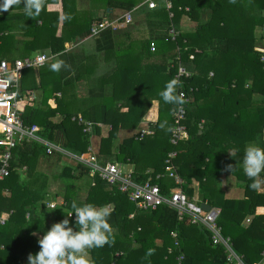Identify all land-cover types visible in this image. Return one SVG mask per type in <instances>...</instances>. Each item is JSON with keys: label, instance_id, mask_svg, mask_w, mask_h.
<instances>
[{"label": "trees", "instance_id": "1", "mask_svg": "<svg viewBox=\"0 0 264 264\" xmlns=\"http://www.w3.org/2000/svg\"><path fill=\"white\" fill-rule=\"evenodd\" d=\"M138 1L125 0L130 3L120 8L129 10ZM172 1L174 16L171 19L165 9L148 10L144 7L149 12L148 16L145 14L149 34L137 43V47L145 52L143 56L147 60L153 58L155 62L148 63L143 69L139 58L135 60L131 56L129 47L119 51L116 67L101 79L112 82L111 95L101 99L99 110L92 116L82 110V115L85 116L82 117L94 124L100 122L110 127L107 134L99 139L95 153L98 164L104 165L109 161L132 164L134 169L131 176L136 183H156L162 193L168 196L174 183L173 180L169 185L166 182L168 177L165 158L169 151L175 150L174 166L185 182L183 190L189 198H193L190 179L195 178L207 189V181L218 157L217 148L223 138L222 124H226L223 117L228 110L231 115L232 112L237 115L233 120L241 123L238 130L230 129L231 134L239 139L237 142L242 146L246 140L260 132L259 147L264 148V99L253 114L247 112L246 103L244 104L254 93L264 96V61L260 59L261 52L255 48L258 38L255 27L264 25L261 12L264 10V0ZM105 3L109 6L107 1ZM63 7L65 9L66 5ZM200 8L210 10V19L204 23L199 22ZM158 11L167 13V21L156 18ZM76 14H65L63 20L66 24L75 17L70 31L72 38L79 36V39L90 34L93 22L106 17L92 21L83 14ZM182 15L196 22L193 31L177 32L172 39L169 34L171 23L176 26ZM6 19V15H0V55H3L0 59H4L9 52ZM59 24L61 25L60 22ZM114 36L112 29L102 31L96 36L97 49L108 53L116 45ZM69 38L72 39L57 37L54 40L59 44L53 43L51 50L63 51V40ZM34 39L38 40L37 35ZM151 44L155 45L156 50L151 51ZM132 45L135 46L136 43L133 42ZM34 46L37 48L38 43L34 42ZM177 46L180 49L181 64L190 73L183 78V87L190 100L186 103V137L174 145L170 143V136L176 104L165 103L160 93L165 84L173 80L176 72ZM191 54L192 59L189 58ZM49 72L58 77L61 91L70 88V70ZM24 73L25 71L23 75ZM20 85L19 91L23 94ZM36 89V85L30 88L31 91ZM47 99L42 100L47 106L44 112L35 107L31 117L24 118L21 115L22 121L26 125L40 126L38 136L43 141L53 145L61 144L62 148L76 158L56 150L47 154L46 145L34 141L30 144L23 143L13 150L9 175L0 180V216L2 212L8 213L7 219L0 223V264H28V255L40 250L38 240L54 223L63 220L73 211V201L78 205H107L111 211L110 243L89 252L91 264H230L224 246L214 244L209 230L203 225L188 223L186 219L179 220L176 210L166 204L155 209H137L116 184H108L97 175L91 178L89 167L78 159L88 151L89 133L83 131L82 125L71 120L75 114L68 108H61L66 105L64 99L49 104ZM193 103L201 111L200 115H194L190 111ZM58 110L63 118L54 123L50 116ZM210 111H214V114H210ZM249 115L259 124L258 130L251 129L254 124L244 123ZM193 118L196 120H192ZM198 118H205V123L200 127ZM143 119L152 126V129L146 128L151 133L140 137L141 129L124 139L116 153H113V139L117 136V131L120 128H135ZM92 129L95 130L96 126ZM235 147L240 149L239 145ZM39 154L54 163L62 157L69 160L61 167L59 175L66 185L61 194L63 200L54 208L46 207L49 200L44 198L47 195L43 191L46 181L34 168ZM242 159L238 160L241 174L233 167L237 179L243 182L242 199H225L215 191L210 195L208 192L211 190L207 189L208 192L204 191L198 200L220 210L217 223L221 226L222 234L230 238L234 251L243 263L257 264L264 261V192H258V186H251L255 180L244 174ZM23 167L25 168L22 169ZM147 167L151 169L147 172L142 170ZM84 177L90 180L84 197L79 199L80 196L73 192V188H76L74 179ZM49 210H53L52 215L47 214ZM67 218L75 230V213ZM172 232L176 233L175 237Z\"/></svg>", "mask_w": 264, "mask_h": 264}, {"label": "crops", "instance_id": "2", "mask_svg": "<svg viewBox=\"0 0 264 264\" xmlns=\"http://www.w3.org/2000/svg\"><path fill=\"white\" fill-rule=\"evenodd\" d=\"M106 1L109 6H107L105 3ZM129 3L130 2H125V0H43L41 12L35 18L27 17L24 14L23 3H21V7H15L9 11L0 12V15H6L7 17L6 20L10 40L8 47L11 53H19L21 51V53L26 54L24 57L33 55L35 53H45L51 56L50 60L43 66L35 69L34 71L27 70L23 75L24 78H22V81L20 82V89H22V93L26 95L28 99L25 98L19 103L22 117H24V112H28V118L31 117V112L33 109H36L35 107L44 112L47 109V106L42 101L43 98H48L47 104L55 102L56 100L60 101L64 99L66 105H64V107L61 106L62 109H70L71 105L73 106L78 104L80 107L78 108L79 110H73L70 112L75 115L80 114L83 116V110V112L86 111L88 115L92 116L94 112L99 110L98 107L100 106L99 104L101 103V99L110 96L112 93V82L101 79L104 74L109 73L116 67L117 54L119 51L129 47L131 56H133L135 60L136 58H139L141 64L140 66L143 69H145L148 63L153 61L155 62L153 58L147 60L145 56H143L145 52L137 47V43L141 40H144L143 38L147 37L149 34V27L147 26L146 19L142 18L143 16H140L141 11L144 8L143 0L136 2L129 10L120 8L121 6L128 5ZM65 5L66 8L64 9L63 6ZM63 9L65 11L62 14ZM126 11H132L133 22L131 25L125 28L113 30L115 33L114 39L116 40V45L113 49L107 51L108 53L97 49V38L91 34H87L82 39H79V36L72 38L73 34L70 31V27L71 22L75 19V17H72L66 24L63 20L65 14H71L73 16L76 13H80L91 18L92 21H95L97 18H102L105 16L106 18H113L123 14ZM261 12L264 16V10ZM209 19L210 10L207 8H200L199 22L204 23ZM59 22L61 25H58ZM195 23L196 22H193L182 15L176 22V26H174L173 23H171V26L176 29L177 32L184 33L193 31ZM52 25H56V27H53ZM261 27L262 26L255 27V35H258L259 29ZM36 35L38 40L34 39V36ZM57 37H71L72 39L69 38L63 40V45L65 48L63 51L53 52L51 50L52 44H59L56 40H54ZM34 42L38 43L37 48H35ZM133 42L136 43L135 46L132 45ZM259 44L261 43L257 42L255 48L258 47ZM62 52L65 53L62 54ZM135 54L137 56H135ZM4 59L9 60L7 58ZM56 60H63L65 62L66 66L62 67L61 70H70L68 76L71 79L69 85L70 88L68 90L61 91L59 89L60 81L57 80L58 77H55V75L52 76V74H50L51 72H49L50 64L54 63ZM41 71L42 75H40ZM33 85H36L38 89L31 91L30 88L33 87ZM263 99L264 96L260 94H252L250 98L246 99L244 102V104L246 103L245 105L248 110L247 112L252 114L255 113V109H257L256 107L258 105L260 106V103L263 101ZM116 102L119 101L117 100ZM190 111L194 112V115L201 114L199 108L197 109L196 103H193L190 106ZM205 113L209 114L207 111H205ZM210 114H214V111H210ZM236 117L237 115L233 112L231 115L229 110L226 113V116L223 117L226 119V124H222L221 130L223 138L221 139V143L217 148L218 157L214 161V169H212L211 176L207 181V189H210L211 192H208L207 189L203 188L199 181H197L195 178L190 179L189 186L193 190V196L197 199L203 196L204 191L210 193V195H212L214 193L213 191H215L219 194V196L225 199H242L244 197L243 182L241 179H237V176L234 174V170L231 171L228 169V165L235 167L236 171L241 174L238 168V164H240L238 160L243 158V153L246 146L250 144L259 146L260 134L258 133L260 132H257L255 137L250 136L251 138L246 140L241 146V144L237 142L239 139H237L236 136L230 132V129L238 130V127L241 126V123L233 120V118ZM62 118L63 115L60 110L50 116V120L54 123L60 122ZM192 120H196V118H193ZM197 123L200 127L203 125V123H205V118H198ZM244 123L254 124L251 126V129L258 130L259 124L257 125L252 115L247 116L246 120H244ZM96 124H100V126L95 125L96 129H92L88 136L90 140L89 147H91L92 153L97 152L100 137L105 136L108 132V129L110 128L108 125L102 124L100 122ZM146 128L152 129V126L149 125L145 119H143L135 128H120L117 131V136L113 139V153H116L119 144L124 139L131 137L141 129L143 130ZM58 134L61 136V132ZM238 145L240 146V149L235 147ZM54 146H56V152L62 151L63 154L76 158L74 154L62 148L61 144H55ZM233 148L238 149V152H236L234 157L228 153V151L232 150ZM88 154L89 151L83 155L87 156ZM236 156L238 159H236ZM57 161L58 162L54 163L48 160L45 156L39 154L37 156L34 168L38 174L43 175V179L46 181L45 185L43 186V191L47 192V196H50L52 202L59 204L58 201H54L57 199V194L51 191L53 186L52 183L55 180L63 183L59 177L60 170L61 167L69 160L62 157ZM41 163H43L44 166H42ZM120 165L122 170L133 172L134 166L132 164L125 163ZM59 167L60 169H58ZM150 169L151 167H147L142 170L147 172ZM261 177H264V173H261L260 177L256 178L255 180V183L258 186V192H264V178L261 179ZM86 178L88 179L87 182H89L90 178ZM74 182L76 183V188H73V192L79 194L84 186L83 178L80 180L74 179ZM1 217L4 218V220L7 219L8 213L2 212ZM257 264H264V261L261 260Z\"/></svg>", "mask_w": 264, "mask_h": 264}, {"label": "built area", "instance_id": "3", "mask_svg": "<svg viewBox=\"0 0 264 264\" xmlns=\"http://www.w3.org/2000/svg\"><path fill=\"white\" fill-rule=\"evenodd\" d=\"M144 7L148 10L165 9L169 18L174 16L172 0H143ZM187 9V7H186ZM133 22L132 11H126L121 15L113 18H103L91 24L90 34L94 37L98 36L105 29H119L126 27ZM169 34L172 39L177 35V31L171 26ZM257 42H260L257 50L261 52L260 59L264 61V25L260 28ZM151 51L156 50L154 44H151ZM176 52V72L173 79L178 81L177 94L181 98V103L176 104L173 112V126L170 136V143L176 145L179 140L186 137V103L190 98L183 87V78L188 77L190 73L181 64L180 49L177 46ZM50 55L45 53H35L23 58H17L13 61L0 59V180L9 175L11 161H13V150L19 148L21 144H30L31 142H39L46 145V153L52 154L56 146L43 141L38 132L41 127L38 125H26L22 121L19 103L23 99H28L19 91V85L23 71L26 69H37L50 60ZM192 59L193 55H189ZM212 75V73H210ZM71 120L83 126L85 133H90L94 124L92 121L85 120L80 114L71 117ZM151 133L150 130L143 129L139 136ZM89 154H83L78 158L83 164L89 167V176L92 178L97 175L100 179L108 184H116L120 191L126 193L128 199L137 209L148 210L166 204L177 212L179 220L186 219L188 223H198L209 230L210 238L214 244H222L226 250V258L230 264H244L241 257L234 251L230 238L224 236L221 232V226L217 223L220 210L210 205L209 209H204L196 197L189 198L183 190L185 184L182 177L178 174L174 166L173 159L176 157V151L171 150L165 158L166 176L173 180L174 187L166 196L162 193L160 186L150 181L136 183L131 171H124L120 164L115 161L106 162L104 165L98 164L95 153L91 152L88 147ZM25 167H23L24 169ZM93 184V183H92ZM55 202H47V208H54ZM133 214L130 215L132 217ZM4 218L0 216V223L4 222ZM175 237L176 233L172 232ZM264 257V251L262 252Z\"/></svg>", "mask_w": 264, "mask_h": 264}, {"label": "clouds", "instance_id": "4", "mask_svg": "<svg viewBox=\"0 0 264 264\" xmlns=\"http://www.w3.org/2000/svg\"><path fill=\"white\" fill-rule=\"evenodd\" d=\"M27 17H37L42 9L43 0H0V12L21 7ZM66 19L68 17H65ZM63 60H56L50 64V70L59 72L65 67ZM178 81L173 79L167 82L160 96L165 103L179 104L181 98L177 94ZM238 149L233 148L228 153L234 157ZM244 174L251 180H256L264 173V148L254 144L245 147L242 159ZM233 171V167L228 165ZM255 188L257 185H251ZM72 212L66 218L52 225L38 240L40 250L36 254L28 255V264H91L89 252L103 248L110 243L112 226L109 222L111 215L107 205L85 203L71 204ZM75 213V230L70 225L71 217ZM151 254V252H150Z\"/></svg>", "mask_w": 264, "mask_h": 264}, {"label": "rangeland", "instance_id": "5", "mask_svg": "<svg viewBox=\"0 0 264 264\" xmlns=\"http://www.w3.org/2000/svg\"><path fill=\"white\" fill-rule=\"evenodd\" d=\"M145 14H146V16H148L149 15V12H147V10L145 9V8H143L142 9V11H141V15L140 16H143L142 18H145ZM156 18H158L159 20H166L167 21V19H168V15H167V13H165L164 11H158L157 13H156ZM260 30V29H259ZM26 54L25 53H21V51L19 52V53H11L10 51L7 53V55H5V57L4 58H7V59H9V60H11V59H15V58H23L24 56H25ZM0 57H3V55H0ZM27 70H30V71H34L35 69L34 68H30V69H26V70H24V71H27ZM23 71V72H24ZM22 76H23V74H22ZM78 108H80L79 107V105L78 104H75V105H71L70 106V109L68 108V110H70V111H73V110H79ZM28 115V112H24V117H28L27 116ZM41 165L42 166H44L43 165V163H41ZM58 169H60V167L58 168ZM49 178V177H48ZM88 181V179L86 178V177H84L83 178V184H84V186H83V189L79 192V196H80V198L79 199H82L83 197H84V194L86 193V190H87V184L89 183V182H87ZM166 182H169L168 183V185L172 182V179H168V178H166ZM75 183V182H74ZM52 190L51 191H53L54 193H56L57 194V199H55L54 201H58L59 203H60V201H62L63 199L61 198V194H62V192H63V190L66 188L65 186V183L63 182V183H61L60 181H58V180H55V181H53V183H52ZM51 187V186H50ZM39 188V187H38ZM52 193V192H51ZM44 198H47V200L48 201H51V199H50V196H44ZM57 205H59V204H57ZM52 212H53V210H49V211H47V214H49V215H52Z\"/></svg>", "mask_w": 264, "mask_h": 264}, {"label": "water", "instance_id": "6", "mask_svg": "<svg viewBox=\"0 0 264 264\" xmlns=\"http://www.w3.org/2000/svg\"><path fill=\"white\" fill-rule=\"evenodd\" d=\"M201 206L206 210L210 208V205L206 203H202Z\"/></svg>", "mask_w": 264, "mask_h": 264}]
</instances>
